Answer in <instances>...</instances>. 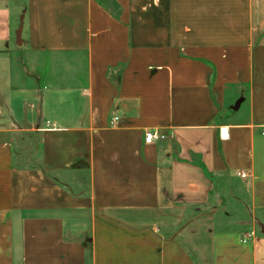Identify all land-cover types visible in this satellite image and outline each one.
Listing matches in <instances>:
<instances>
[{
	"label": "crops",
	"instance_id": "obj_1",
	"mask_svg": "<svg viewBox=\"0 0 264 264\" xmlns=\"http://www.w3.org/2000/svg\"><path fill=\"white\" fill-rule=\"evenodd\" d=\"M0 264H264V0H0Z\"/></svg>",
	"mask_w": 264,
	"mask_h": 264
},
{
	"label": "built area",
	"instance_id": "obj_2",
	"mask_svg": "<svg viewBox=\"0 0 264 264\" xmlns=\"http://www.w3.org/2000/svg\"><path fill=\"white\" fill-rule=\"evenodd\" d=\"M114 120H117V118H115ZM157 137H158V136H156V135L154 134V132H148V133L146 134V137H145V142H146L147 144H150V143H152ZM242 177L244 178L245 175H242Z\"/></svg>",
	"mask_w": 264,
	"mask_h": 264
},
{
	"label": "rangeland",
	"instance_id": "obj_3",
	"mask_svg": "<svg viewBox=\"0 0 264 264\" xmlns=\"http://www.w3.org/2000/svg\"><path fill=\"white\" fill-rule=\"evenodd\" d=\"M222 193H223V192H222ZM224 193H225V192H224ZM224 193H223V195H224ZM245 215L247 216V222H248V221H249V218H248V217L251 215V213L248 211L247 213H244V216H245ZM236 225H237V224H234V223H231V224H230L231 227L236 226Z\"/></svg>",
	"mask_w": 264,
	"mask_h": 264
},
{
	"label": "water",
	"instance_id": "obj_4",
	"mask_svg": "<svg viewBox=\"0 0 264 264\" xmlns=\"http://www.w3.org/2000/svg\"><path fill=\"white\" fill-rule=\"evenodd\" d=\"M21 33H22V25H21V27H20V30H19V32L17 33V37H18V38H20V37H21Z\"/></svg>",
	"mask_w": 264,
	"mask_h": 264
}]
</instances>
